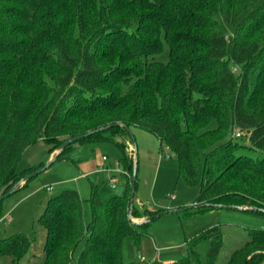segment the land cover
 Segmentation results:
<instances>
[{"label": "trees", "instance_id": "1", "mask_svg": "<svg viewBox=\"0 0 264 264\" xmlns=\"http://www.w3.org/2000/svg\"><path fill=\"white\" fill-rule=\"evenodd\" d=\"M164 43L168 59H154ZM119 122L177 155L179 176L200 188L197 206L182 210L264 217V0H0V194L44 163L18 169L30 145L42 139L52 152L97 128L54 160L74 143L109 140L131 176L133 160L116 138L130 134ZM88 199L87 224L77 189L46 200L40 264H123V238L137 241L166 211L144 207L150 219L133 222L129 213H140L130 208V177L117 187L91 182ZM245 231L222 264L264 260V228ZM223 239L218 222L186 239L183 256L146 264H216ZM30 244L21 232L0 238V255L19 259Z\"/></svg>", "mask_w": 264, "mask_h": 264}, {"label": "rangeland", "instance_id": "2", "mask_svg": "<svg viewBox=\"0 0 264 264\" xmlns=\"http://www.w3.org/2000/svg\"><path fill=\"white\" fill-rule=\"evenodd\" d=\"M233 29L228 25L229 34ZM154 59L166 61L168 48L164 43L161 53ZM213 126V122L211 123ZM134 140L126 133L116 138L125 142L128 156L137 161V175L133 203L139 207L141 220L144 207L152 210L164 209L160 215L142 227L143 233L136 241L125 236L121 243L123 264H146L154 259L172 257L177 259L186 253V239L203 231L214 223H222L224 239L216 264H222L223 257L244 239L247 238L246 228H264V217L249 215L234 209H217L202 214H190L185 210L169 211V209L188 206L193 203L199 193V186L186 184L179 176V160L177 155L164 146L150 131L133 128ZM136 152L134 154V144ZM26 149L18 164V169L34 163H44L48 145L37 141ZM252 155L256 152L247 150ZM103 153L117 159L121 155L119 146L112 141H85L74 143L73 147L54 160L48 167L33 176L26 186L21 187L2 201V217L0 218V238L21 232L28 236L31 244L27 252L15 259L10 255H0V264H40L44 257V240L46 230L39 221L46 200L63 188H75L82 198L83 222L91 219L89 201L90 184L97 183L102 175L93 171ZM166 153L169 156H166ZM46 159V160H45ZM50 187V189H47ZM174 194V197L171 196ZM85 237L76 247L73 256L77 259L83 248ZM72 264H76L73 262ZM264 264V260L261 262Z\"/></svg>", "mask_w": 264, "mask_h": 264}, {"label": "water", "instance_id": "3", "mask_svg": "<svg viewBox=\"0 0 264 264\" xmlns=\"http://www.w3.org/2000/svg\"><path fill=\"white\" fill-rule=\"evenodd\" d=\"M119 125L123 126L124 128H126L127 132L130 134V136L132 138H134V134H133V130L129 127H127V125L125 123H121L119 122L118 123ZM100 128H103V127H100ZM99 129V128H97ZM97 129H91V130H88V131H85V132H82V133H79V134H75L73 136H69L67 138H65L61 144L56 148L57 149V152H60L66 145L74 142V141H77L87 135H89L90 133L96 131ZM134 140V139H133ZM134 146L133 148L135 149L134 150V154L136 152V147H135V143L133 142ZM55 153V154H56ZM55 159V155L53 156V158L47 160V162L43 163L41 166L35 168L34 170L26 173L24 176H22L17 182H15L8 190H6L5 192L1 193L0 194V201L4 198H6L7 196H9L10 194H12L13 192H15V190L28 178L34 176L35 174H38L39 172H41L42 170H44L46 167H48ZM136 174H137V170H136V159H134L133 161V171H132V174H131V177H130V208H132L133 206V196H134V192H135V181H136ZM207 204H210V203H207ZM202 205V204H201ZM216 205L218 206H225V207H229V208H237V209H244L246 208L245 206H242V205H235V204H222V203H217ZM197 204L195 202L189 204L188 206H186L187 208H190V207H196ZM252 208H257L256 206H253ZM183 208L182 207H178V208H173V209H169V211H181ZM261 211H264V208H259ZM129 218L133 221V222H142V221H146V220H149L150 219V216H147L141 220H134L131 213H129Z\"/></svg>", "mask_w": 264, "mask_h": 264}, {"label": "built area", "instance_id": "4", "mask_svg": "<svg viewBox=\"0 0 264 264\" xmlns=\"http://www.w3.org/2000/svg\"><path fill=\"white\" fill-rule=\"evenodd\" d=\"M240 132H237L238 135ZM165 149H169L167 145L164 146ZM166 156H169L166 153ZM96 173L102 175L111 187H117L118 185L125 182L126 177H131L128 171L121 166L118 159H111L108 154L103 153L100 157V161L93 170ZM50 189V187H47ZM174 197V194H171Z\"/></svg>", "mask_w": 264, "mask_h": 264}, {"label": "crops", "instance_id": "5", "mask_svg": "<svg viewBox=\"0 0 264 264\" xmlns=\"http://www.w3.org/2000/svg\"><path fill=\"white\" fill-rule=\"evenodd\" d=\"M38 141H43L42 139H40V140H38ZM44 142V141H43ZM30 147H32L31 145L28 147V148H30ZM27 148V149H28ZM55 150H57V149H55ZM54 150V151H55ZM54 151H52V152H50L48 155H46V159H48V158H50V156H52V154L54 153ZM110 157V156H109ZM111 158V157H110ZM45 159V160H46ZM111 159H114V158H111ZM40 162H43V161H40ZM37 164H39V163H34V164H32V165H37ZM28 166H31V164L30 165H28ZM26 167V166H25ZM94 170V169H93ZM194 202V201H193ZM215 224V223H214ZM161 260H164V261H173L174 259L172 258V257H164L163 259H161Z\"/></svg>", "mask_w": 264, "mask_h": 264}]
</instances>
